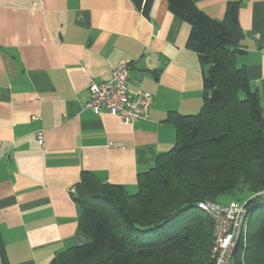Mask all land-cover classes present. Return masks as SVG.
Returning a JSON list of instances; mask_svg holds the SVG:
<instances>
[{"label":"crops","instance_id":"obj_1","mask_svg":"<svg viewBox=\"0 0 264 264\" xmlns=\"http://www.w3.org/2000/svg\"><path fill=\"white\" fill-rule=\"evenodd\" d=\"M237 5L244 67L264 114V0H200L223 21ZM191 26L167 0H0V236L10 264H50L89 238L75 200L83 176L138 191V175L176 143L170 113L203 106L204 68ZM132 63L128 86L152 94L130 124L86 107L90 85ZM35 117H39L35 120ZM44 135L43 142L39 133Z\"/></svg>","mask_w":264,"mask_h":264},{"label":"trees","instance_id":"obj_2","mask_svg":"<svg viewBox=\"0 0 264 264\" xmlns=\"http://www.w3.org/2000/svg\"><path fill=\"white\" fill-rule=\"evenodd\" d=\"M133 1L147 15L153 0ZM167 1L191 26L187 48L204 68L201 111L170 113L175 146L138 175L135 194L83 176L75 200L89 242L50 264H213L215 222L199 208L208 202L246 206L249 222L233 263L264 264V114L258 91L238 65L244 36L237 5L219 21L197 7L200 0ZM222 197L230 201L218 203ZM0 264H10L1 236Z\"/></svg>","mask_w":264,"mask_h":264},{"label":"built area","instance_id":"obj_3","mask_svg":"<svg viewBox=\"0 0 264 264\" xmlns=\"http://www.w3.org/2000/svg\"><path fill=\"white\" fill-rule=\"evenodd\" d=\"M130 62L122 61L113 70L110 80L92 82L90 100L86 107L96 115L108 114L130 124L136 120H148L154 99L152 94L143 90H133L128 86ZM38 120L39 117H35ZM43 142L42 132L38 135ZM199 208L205 211L215 222L214 247L212 250L213 264H234V254L245 236L249 218L244 204L200 203Z\"/></svg>","mask_w":264,"mask_h":264},{"label":"rangeland","instance_id":"obj_4","mask_svg":"<svg viewBox=\"0 0 264 264\" xmlns=\"http://www.w3.org/2000/svg\"><path fill=\"white\" fill-rule=\"evenodd\" d=\"M219 202L218 203H228L229 201H230V198L229 197H222V198H220L219 200H218ZM259 213H257V215H258ZM259 221H260V219H258V221H257V225L259 224ZM247 237V236H246ZM246 237L244 238V243L246 244Z\"/></svg>","mask_w":264,"mask_h":264}]
</instances>
